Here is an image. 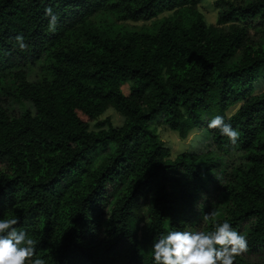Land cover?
<instances>
[{
  "label": "trees",
  "instance_id": "trees-1",
  "mask_svg": "<svg viewBox=\"0 0 264 264\" xmlns=\"http://www.w3.org/2000/svg\"><path fill=\"white\" fill-rule=\"evenodd\" d=\"M198 1L0 0V220L19 219L36 241L33 259L155 264L162 235L227 220L248 241L234 264H264L245 258L264 252V85L254 91L264 83V0H215V24ZM48 7L59 15L55 31ZM164 10L144 29L111 32L92 18ZM36 60L29 80L23 66ZM1 93L33 110L9 115ZM108 106L122 122L90 129ZM216 116L240 133L235 145L208 127ZM156 118L181 137L205 128L216 151L235 148L244 160L226 167L190 150L170 158L149 125ZM217 181L223 202L214 220L196 223L200 190Z\"/></svg>",
  "mask_w": 264,
  "mask_h": 264
},
{
  "label": "clouds",
  "instance_id": "clouds-1",
  "mask_svg": "<svg viewBox=\"0 0 264 264\" xmlns=\"http://www.w3.org/2000/svg\"><path fill=\"white\" fill-rule=\"evenodd\" d=\"M49 18V30L55 31L59 15L51 7L45 9ZM20 50L27 45L22 35L15 36ZM210 129H218L235 145L240 133L224 117L216 116L209 123ZM215 213H204L203 221L214 220ZM19 219L0 220V264H46L36 255V241L25 231H18ZM153 258L155 264H234L235 258L248 251L246 237L237 232L225 220L214 223L212 231H170L154 240Z\"/></svg>",
  "mask_w": 264,
  "mask_h": 264
},
{
  "label": "rangeland",
  "instance_id": "rangeland-1",
  "mask_svg": "<svg viewBox=\"0 0 264 264\" xmlns=\"http://www.w3.org/2000/svg\"><path fill=\"white\" fill-rule=\"evenodd\" d=\"M215 0H199L196 4L197 10L202 14V18L206 24H215V17L217 15L218 7L215 5ZM170 13V10H164L158 13L155 17L148 20H120L117 21L113 18V15L105 11H97L94 13L92 18L96 22L109 23L110 31H122L124 29L147 27L151 22L160 16L167 15ZM228 23H223L222 25H227ZM220 25V24H217ZM144 29V28H141ZM249 31L253 33V29L250 28ZM25 70L26 77L29 80H33L38 73V60L34 63H28L23 66ZM6 80L10 83L12 80L10 77H6ZM264 85L263 81L258 79L254 81V91H258ZM121 89L124 92H127V84L123 83ZM1 96L4 98L2 105L5 111L9 114H17L24 109L33 110L31 103L28 100L16 101L8 96H4L1 93ZM237 102L231 104L227 109L226 113H230L237 106ZM102 121L103 123L98 125V122ZM107 121L111 125L116 126L122 122V115L116 111L114 108L108 106L106 107L99 115L94 119L88 122V127L90 129H97L99 127H105ZM155 131L157 132L158 137L162 140L163 145L168 148V157L172 158L176 153L183 150H190L196 152H206L209 151V155L215 159V164H226L228 167L230 164H238L244 160L243 154L240 150L232 148L227 153H219L214 148L210 138L209 133L205 128H193L189 130L186 136L181 137L177 134L176 130H173L160 119H154L150 121V124ZM203 190V191H202ZM199 201L204 205L202 211L195 218V222L200 224L203 222L204 213L215 212L220 208L223 200L221 197L220 186L218 181L208 184L207 188L202 189ZM245 258L251 262L264 263V252L250 253L245 256Z\"/></svg>",
  "mask_w": 264,
  "mask_h": 264
}]
</instances>
